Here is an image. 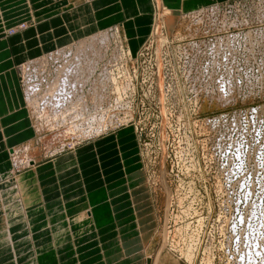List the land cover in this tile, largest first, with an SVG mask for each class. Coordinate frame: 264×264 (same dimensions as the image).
I'll use <instances>...</instances> for the list:
<instances>
[{"label": "rangeland", "instance_id": "374dc122", "mask_svg": "<svg viewBox=\"0 0 264 264\" xmlns=\"http://www.w3.org/2000/svg\"><path fill=\"white\" fill-rule=\"evenodd\" d=\"M153 4L151 28L135 53L124 25L116 24L16 67L29 110L38 108L34 115L31 110L34 121L57 109L71 114L70 123L53 128L59 134L37 136L32 145L40 155L31 157L49 158L119 129H99L101 117L79 107L86 106V86L105 49L123 41L141 58L139 71L143 58H150L155 73L138 81L139 92L153 94L134 113L142 122L128 126L136 137L140 174L133 179L141 189L128 232L134 264H264V0H216L208 5H217L212 11L200 6L174 15L165 14L158 0ZM21 24L14 33L31 28ZM10 29L2 34L12 36ZM90 38L93 44H87ZM66 69L74 84L71 96L57 84ZM115 90L119 97V85Z\"/></svg>", "mask_w": 264, "mask_h": 264}, {"label": "crops", "instance_id": "0c3cea01", "mask_svg": "<svg viewBox=\"0 0 264 264\" xmlns=\"http://www.w3.org/2000/svg\"><path fill=\"white\" fill-rule=\"evenodd\" d=\"M215 1L158 0V6L174 15ZM155 8L153 0H0V264H134L128 232L141 189L134 183L140 174L132 128L19 166L14 151L37 133L16 67L116 24L124 25L135 53ZM21 23L31 28L2 34Z\"/></svg>", "mask_w": 264, "mask_h": 264}, {"label": "built area", "instance_id": "2783aa9c", "mask_svg": "<svg viewBox=\"0 0 264 264\" xmlns=\"http://www.w3.org/2000/svg\"><path fill=\"white\" fill-rule=\"evenodd\" d=\"M214 6H207L201 11H212ZM23 27V24H19L16 28L12 27V29L9 30L10 34L14 33L16 29H21ZM168 41V44L171 45V41ZM99 46L103 47L104 45L99 44L97 47ZM108 46L104 51V55L98 61L97 65H99V67L95 70L96 74L86 86L87 99L84 101L86 105L84 107L85 109L82 107L79 108L84 111V114L88 113L89 116H95V114H97L101 117L102 121H100L101 126H99V129L109 130L128 127L130 125L134 127L138 126L142 121L135 120L134 113L138 112L140 108L144 109L145 99L153 94L148 92L149 90L146 92L143 91V93L139 92L138 81H146L150 78L154 79L155 73L153 63L150 58H143L146 65L141 68L142 72H140L136 62L138 63L141 61V58H139L138 55L134 56L130 54L125 42L116 40L112 48ZM97 82H99L98 95L95 91ZM116 84L119 85V97L115 90ZM83 98H86L85 94ZM74 100V104L81 106L82 103H80L79 100L76 98H74ZM94 124L95 123H93V125Z\"/></svg>", "mask_w": 264, "mask_h": 264}, {"label": "bare ground", "instance_id": "6f19581e", "mask_svg": "<svg viewBox=\"0 0 264 264\" xmlns=\"http://www.w3.org/2000/svg\"><path fill=\"white\" fill-rule=\"evenodd\" d=\"M102 33V32H101ZM105 37V36H104ZM99 39H103V36H100V38ZM89 40L91 41V42H89ZM93 42H94V39L93 38H90V39H88V42H87V44H93ZM101 42V41H100ZM86 43V42H85ZM80 46H81V44H80ZM70 47V46H69ZM85 47V46H84ZM88 47V46H87ZM82 48V47H81ZM90 48V47H89ZM104 51V50H103ZM62 53V52H61ZM67 53V52H66ZM91 55H93V54H91ZM52 55L50 54L48 57H51ZM47 57V58H48ZM86 58V57H85ZM101 58H102V56H101ZM92 59H93V57H92ZM75 62V61H74ZM77 62V61H76ZM93 63H95V62H93ZM78 64V63H77ZM41 65H42V63H41ZM45 65V64H44ZM84 65V64H83ZM86 65V64H85ZM70 67H72V66H70ZM87 67V66H86ZM94 67V66H93ZM93 67H92V65H91V67H87V68H89V70L90 71H92L93 70ZM69 68V67H68ZM81 69H82V67H81ZM89 70L87 71V72H89ZM72 71V70H71ZM64 72V74H63V77L61 78V79H59V83H57L58 85H59V87H60V92L62 91V89L64 88V86H67L69 89H70V91H65V92H63V93H60V95L62 94V95H64L66 92V94L65 95H67L68 94V96L72 93L71 92V89H72V85H74V84H72V80L71 79H69L68 77H70L69 76V69H66L65 71L63 70L62 71V73ZM93 72V71H92ZM90 78V77H89ZM76 80V79H75ZM85 83H86V81H85ZM57 84H56V90L58 89L57 88ZM84 84V83H83ZM75 85H78V84H76V82H75ZM82 86V85H81ZM79 87V86H78ZM34 89H36V88H34ZM32 90H33V88H32ZM30 91V94L32 93L33 95H34V93H35V90H33V91ZM75 89H73L72 91H74ZM37 91V90H36ZM53 91H55V88L53 89ZM58 91V90H57ZM81 91V89H79L78 90V92H80ZM29 92V91H28ZM71 92V93H70ZM55 93V92H54ZM29 94V93H28ZM28 94H27V98L29 99V96H28ZM57 94V93H56ZM74 94V93H73ZM52 96V95H51ZM54 96V95H53ZM57 97H58V95H56ZM71 96V95H70ZM55 97V96H54ZM57 97H55V98H57ZM65 97V96H64ZM67 97V96H66ZM76 97H77V95H76ZM52 99H53V97H51ZM62 98V97H61ZM68 99V98H67ZM65 100V101H68V100H70V99H68V100ZM77 99V98H76ZM60 97H59V100H58V98H57V100H56V102H60ZM64 100V99H63ZM75 101V100H74ZM55 102V101H54ZM37 103V102H36ZM61 103V102H60ZM55 104V103H54ZM54 104L52 103V105L54 106ZM50 105V104H49ZM57 105H59V104H57ZM70 105H72V104H70ZM70 105H68L69 107H72V106H70ZM75 105V104H74ZM73 105V106H74ZM53 106H51V107H53ZM60 106V105H59ZM50 107V108H51ZM55 107V106H54ZM66 107V106H65ZM61 108V107H60ZM30 109L32 110V112H33V115H34V113H35V111L36 110H38V108H37V106L36 105H34V106H30ZM36 109V110H35ZM40 109V108H39ZM74 109V108H73ZM53 110V109H52ZM70 110H72V108L70 109ZM64 111V110H63ZM69 111V110H68ZM68 111H66V112H62L61 110H59L58 111V109L57 110H55L54 111V115L53 114H51V116L50 117H48V116H42L43 117V119H44V121H40V118L39 117H35L36 118V120L34 121L35 123V125H36V133H37V136H41V135H55V134H59V133H54V130H53V128H55V127H59V126H63L65 123H66V125H67V122L68 123H70L69 122V117H67L66 116V114L67 115H70L71 116V114L68 112ZM56 112V113H55ZM48 117V118H47ZM79 119V118H78ZM46 127V128H45ZM50 129L51 130V133L50 134H44V132H45V129ZM58 129V128H57ZM63 130L62 129H58V130H56L55 132H62ZM41 133V134H40ZM37 138V137H36ZM45 138V137H44ZM44 138H43V141L45 142V140H44ZM40 140H41V143H42V138L40 137L39 138ZM54 141V140H53ZM33 142V141H32ZM32 142H30L26 147H24V148H18V149H16L14 152H15V160H16V163L18 164V163H28V162H31V160H34V158L33 157H31L32 155H40V153H39V151H38V149H36L35 147H33V145H32ZM44 145H45V143H43ZM35 146V145H34ZM33 158V159H32ZM31 159V160H30ZM19 165V164H18ZM248 236V235H247ZM249 236H251V235H249ZM233 237V236H232ZM242 239H243V237H242ZM238 241V240H237ZM257 241V240H256ZM262 241V240H261ZM246 242V241H245ZM263 242V241H262ZM243 243V242H242ZM236 244V243H235ZM258 244V243H257ZM261 244V243H260ZM239 246V245H238ZM237 248V247H236ZM250 248V247H249ZM238 249V248H237ZM256 249V248H255ZM251 250V249H250ZM241 251V250H240ZM259 251V250H258ZM259 253H260V251H259ZM262 253V252H261ZM253 254V253H252ZM237 257V256H236ZM261 257V256H260ZM259 258V257H258ZM259 260V259H258ZM262 260V259H261ZM257 263V262H256Z\"/></svg>", "mask_w": 264, "mask_h": 264}]
</instances>
